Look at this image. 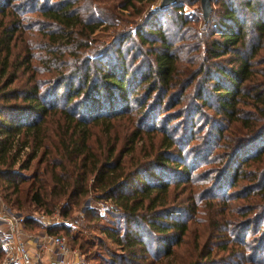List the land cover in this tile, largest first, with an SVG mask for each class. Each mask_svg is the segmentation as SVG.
<instances>
[{
	"label": "trees",
	"instance_id": "1",
	"mask_svg": "<svg viewBox=\"0 0 264 264\" xmlns=\"http://www.w3.org/2000/svg\"><path fill=\"white\" fill-rule=\"evenodd\" d=\"M152 1L0 0L3 199L51 214L64 198L62 217L90 191L110 201L121 254L103 264H264V0H214L198 30L148 10L92 38Z\"/></svg>",
	"mask_w": 264,
	"mask_h": 264
},
{
	"label": "rangeland",
	"instance_id": "2",
	"mask_svg": "<svg viewBox=\"0 0 264 264\" xmlns=\"http://www.w3.org/2000/svg\"><path fill=\"white\" fill-rule=\"evenodd\" d=\"M212 1V8L215 9L216 5L214 3V0ZM159 2L160 0H153L151 3L143 2L142 4L144 5V7L139 15L130 16L126 13H123L120 17H118V20L116 21L117 25L114 29H99L92 35V38L98 42H109L113 38L114 32L134 28L146 11L158 9ZM174 6L177 10L178 15L181 14L187 19L193 21L189 24L191 27L196 28L197 30L199 28H202L203 20L201 17L198 0H193L192 2L182 0L178 1V3H175ZM174 12L176 13V11H172V9H169V22L167 20H163V23L165 24V30L168 33V38L170 40H172L173 38H178V25L174 23ZM122 19H126L127 22L125 20L122 21ZM208 21L206 23H208ZM176 42L179 43V41ZM148 57H150V55H148ZM191 144L193 145V142H191ZM34 167L35 162L31 164L28 170H25L22 173L24 175H30ZM207 167L209 168L210 166L200 165V167L197 168L198 170L196 169L195 173H202L208 169ZM29 181L30 180H27V182L20 185V189L23 192H25ZM23 192H21L20 195L24 200L26 193L24 194ZM3 195L4 192H2L0 187V232L2 233V235H4L5 222L2 216L3 213L20 214L23 218V231L25 234H27V238H31L32 235H39L42 237L45 236L44 238H46H43V240H39V242H42H40V247L36 250L37 254L40 257L41 264H73L70 263L73 259V255L71 254V256L65 258V261H63L62 263L56 260L58 256L55 254V247L49 241V237L52 236L64 238L70 251L77 256V259H75V261H77L76 264H103L104 262L102 259H107L106 252L113 253L115 255L121 254V248L117 246L112 239V228L116 226L119 228V230H121L122 222L117 218L109 217L105 212L112 209L113 205L111 204V202L99 200L97 201L96 199H94V194L92 191H90L87 196L82 197L79 200V203L76 204V206H69V209H71L65 217H62L60 214V209L62 208V206L65 207V210L68 207L67 202L64 198L61 199V201L59 202V206H57L51 212V214H46L45 212L36 209L30 211H18L16 210V208H13L11 204L6 201V199H3ZM238 203L242 204V202ZM89 211L92 214L89 213ZM93 212H95V215L93 214ZM200 226L201 225L199 224L190 225L188 234L185 238V244L178 249V254H182L183 256H185L186 251L190 247L192 248L195 231L194 229L195 227L199 228ZM146 238L148 237L144 236V240L146 241V243H149L150 237L148 238V240ZM203 239V236H200L198 238V244H201ZM81 242L88 243L89 245L91 244L92 246L88 247L87 251L83 253V250L78 249V244ZM99 242H101L102 245H99ZM150 245L148 246V254H151V252L153 251V248ZM4 263L5 257L3 254V264Z\"/></svg>",
	"mask_w": 264,
	"mask_h": 264
},
{
	"label": "built area",
	"instance_id": "3",
	"mask_svg": "<svg viewBox=\"0 0 264 264\" xmlns=\"http://www.w3.org/2000/svg\"><path fill=\"white\" fill-rule=\"evenodd\" d=\"M5 222V232L0 242V247L4 253V264H41V260L36 250L40 247L42 236L32 235L27 238L23 231V218L18 213H3ZM46 239V238H44ZM49 241L55 247V254L58 256V262L65 261V258L73 255L70 263L76 264L77 256L70 251L64 238L58 236L49 237ZM71 254V255H70ZM59 264V263H57Z\"/></svg>",
	"mask_w": 264,
	"mask_h": 264
},
{
	"label": "water",
	"instance_id": "4",
	"mask_svg": "<svg viewBox=\"0 0 264 264\" xmlns=\"http://www.w3.org/2000/svg\"><path fill=\"white\" fill-rule=\"evenodd\" d=\"M177 1L180 0H160L158 4V9H164L171 5H174ZM199 8L201 11V17L203 22H207L212 14V0H198Z\"/></svg>",
	"mask_w": 264,
	"mask_h": 264
}]
</instances>
